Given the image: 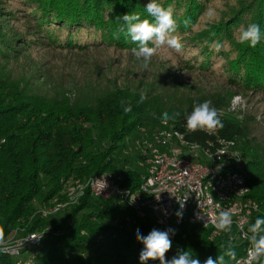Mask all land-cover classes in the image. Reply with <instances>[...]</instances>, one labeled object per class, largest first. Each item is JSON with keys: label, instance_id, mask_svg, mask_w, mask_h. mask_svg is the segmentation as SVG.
I'll list each match as a JSON object with an SVG mask.
<instances>
[{"label": "trees", "instance_id": "trees-1", "mask_svg": "<svg viewBox=\"0 0 264 264\" xmlns=\"http://www.w3.org/2000/svg\"><path fill=\"white\" fill-rule=\"evenodd\" d=\"M11 1L17 3L3 0L8 4ZM148 2L19 0L22 9H11L7 15L9 19H21L26 31L15 32L11 39H0V62L15 53L23 54L34 44L71 51L107 48L131 51L136 45L129 37L121 34L115 39L113 36L121 23L117 17L137 13L142 19H151L145 9ZM158 2L164 7H173L177 22L173 35L179 37L182 50L177 53L166 48L178 60L181 69L209 72L213 70L214 61L220 59L223 65L219 77L224 88L264 93V10L257 12L256 19L248 20L249 24H259L262 33L261 41L253 48L240 44L232 35L233 29L242 22L243 11L225 23L195 31L196 17L202 8L199 0ZM257 3L264 8V0ZM185 21L190 22L188 27L184 26ZM214 42L222 45L220 51H215ZM28 84L0 70V235L3 239L13 230L28 233L47 227L49 215L43 216L40 209L65 201V179L85 180L103 172L114 173L117 170L115 152L127 147L126 137L143 123L157 125L164 112L181 113L168 123L202 146L208 141L215 143L217 138L235 142L244 160L250 197L261 209L252 222L264 217V143L253 136L244 119L227 113L230 91L202 93L196 97L177 95L175 91L153 96L146 92V99L140 102L141 93L137 89L111 82L103 84L98 78L77 82L73 88L58 83L43 93ZM121 99L130 102L131 112L123 111ZM205 100H210L218 110L224 127L212 134L189 133L185 128V114L191 113L195 103ZM148 110L153 117L146 120L144 114ZM120 175L122 186L133 190L140 183L141 173L136 169H128ZM115 203L98 200L86 191L77 204L70 206L64 221L42 235L45 246L38 248L31 264H141L139 255L143 244L137 240L136 231L139 229L146 236L153 228L174 230L175 234H170L172 247L166 253L169 260L178 251H190L193 258L204 264L209 256L215 259L222 254L228 241L235 246L237 257L244 254L246 243L237 238L230 240V232L213 235L211 228L198 223L170 224L160 229L146 220V214L139 217L135 213L124 221L102 220ZM90 207L96 212L77 218ZM90 245L97 253L83 258L78 248ZM21 255H29V249H23L18 256L0 253V264H17L21 259L11 257ZM147 264H160V261L149 260Z\"/></svg>", "mask_w": 264, "mask_h": 264}, {"label": "rangeland", "instance_id": "rangeland-1", "mask_svg": "<svg viewBox=\"0 0 264 264\" xmlns=\"http://www.w3.org/2000/svg\"><path fill=\"white\" fill-rule=\"evenodd\" d=\"M15 1L17 3L11 1L8 4L0 0V35H3L0 39H11L15 32L23 33L26 31V25L22 24L21 19L13 20L8 18L7 11L22 9L18 3L19 0ZM199 1L202 8H200L196 17L195 31H200L221 22L225 23L233 15H237L240 11H243L244 15H242L243 17L240 20L242 22L232 31V35L237 41L239 35L238 29L241 26H247L249 18L250 21L252 18L256 19L257 12L264 10V8L258 7L260 3L256 4L257 0ZM255 9L257 10L256 12H254ZM227 48H229V45H227ZM222 65V60L216 59L212 65L213 70L209 72H202V74L198 70H183L178 60L167 51L166 47L159 49L157 54L152 57L148 67L145 68L143 61L137 60L131 51L128 50L107 48L71 51L34 44L29 50H25L23 54L15 53L8 59L0 62V70L14 80L29 82L28 85L32 89L36 87L42 93L52 86L58 85V83L64 87L73 88L77 82L81 84L98 78L101 79L103 84L111 82L117 85H128L133 87V89H137L139 93L145 94L149 92L152 96L164 95L175 91L177 95L196 97L202 93L228 90V87L227 89L226 87L224 88L221 77H219ZM228 91L231 92V97L227 113L244 119L249 129L253 132V136L258 141L264 143V93L244 88ZM152 117L151 110H148L144 114L146 120ZM156 126L143 123L126 137L129 139L126 142L127 147L123 150L118 149L115 152V156L117 157L114 164L117 170L114 173L116 175H120L121 172L124 173L128 169H136L141 174L146 171L147 165L142 161L143 159L136 149L137 143L144 141L145 136L141 132V129L144 128V131H149ZM142 162L143 165L140 166ZM55 205L56 202L53 205L45 207L48 211H51ZM68 210L65 209L55 213L49 211L48 226L38 232L44 234L50 227L63 222ZM91 211L96 212V209L91 207L85 209L77 215V218ZM142 211L147 215L146 220L156 226L157 213L148 208H143ZM133 213L134 211L130 207L120 201H116L115 206H111L101 219L109 223L124 221L131 219ZM26 235L27 231L13 230L3 241L7 246L9 243L12 244ZM43 246H45V242L42 240L40 248ZM78 249L83 258H88L91 254L97 253V249L91 245L81 246ZM25 255L11 257V259H24Z\"/></svg>", "mask_w": 264, "mask_h": 264}, {"label": "built area", "instance_id": "built-area-1", "mask_svg": "<svg viewBox=\"0 0 264 264\" xmlns=\"http://www.w3.org/2000/svg\"><path fill=\"white\" fill-rule=\"evenodd\" d=\"M151 129H141L144 141L137 143L136 149L147 168L140 175V183L135 189L122 186L121 175L112 172L85 180L67 178L63 183L65 201L57 203L51 211L69 209L88 191L101 201H120L139 217L145 216L143 208L152 209L157 213L156 226L160 229L170 224L198 223L211 228L212 234L217 235L220 232L212 221L221 211L231 210L230 240L237 238L246 243L244 254L237 257L246 259L249 244L243 232L261 209L259 203L250 197L244 160L235 142L217 138L215 143L208 141L202 146L189 140L186 132L162 121ZM49 211L46 207L40 209L43 216ZM42 235L38 231L28 232L24 238L7 245V254L18 256L28 248L29 255L18 260L17 264H31L41 245Z\"/></svg>", "mask_w": 264, "mask_h": 264}, {"label": "clouds", "instance_id": "clouds-1", "mask_svg": "<svg viewBox=\"0 0 264 264\" xmlns=\"http://www.w3.org/2000/svg\"><path fill=\"white\" fill-rule=\"evenodd\" d=\"M146 12L151 19L141 18L137 13H125L118 16L121 21L117 30L113 33L115 39H119L123 34L129 37L136 47L131 48L132 55L137 60L143 61L145 68L151 62L159 49L167 47L179 53L182 50V44L178 36L173 35L176 32L177 22L174 18V10L171 5L164 7L158 0H149L145 6ZM189 21L184 22V26L188 27ZM238 42L247 44L250 47H256L262 39V33L259 24L250 23L247 26H241L238 29ZM215 51H220L222 45L214 42ZM146 96L140 94V102H143ZM120 105L125 113L131 112V104L129 101L121 99ZM181 113L174 112L171 115L167 112L162 114V123L169 120H176ZM185 128L189 133L197 131L214 133L218 129H222L224 124L219 118L218 110L212 106L210 100L202 103H195L190 114H185ZM179 201V200H178ZM181 207L183 205L181 204ZM179 216L180 213H177ZM215 228L219 232H231L233 219L231 210H223L212 221ZM170 234L174 235L173 229L169 228L165 231L153 228L146 236L136 231V238L143 244L140 252L139 260L141 264H147L149 260H159L160 264H201L200 260L193 258L190 251H178L177 255L170 260L166 258V253L172 247ZM244 239L248 241L247 258L238 259L235 246L228 241L223 246L222 254L215 259L209 256L204 264H264V217H257L255 222L250 224L246 232H243ZM8 247L4 244L3 236L0 235V253H7Z\"/></svg>", "mask_w": 264, "mask_h": 264}]
</instances>
